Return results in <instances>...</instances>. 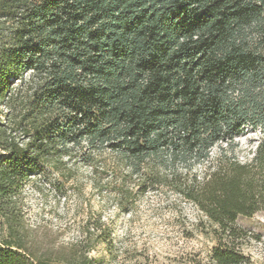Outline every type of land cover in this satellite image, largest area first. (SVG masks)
I'll use <instances>...</instances> for the list:
<instances>
[{"label":"trees","instance_id":"16d2710c","mask_svg":"<svg viewBox=\"0 0 264 264\" xmlns=\"http://www.w3.org/2000/svg\"><path fill=\"white\" fill-rule=\"evenodd\" d=\"M246 126L261 135L249 161L177 179ZM104 152L162 169L214 225L211 263L249 264L235 221L264 210V0H0V264H92V247L37 252L24 193Z\"/></svg>","mask_w":264,"mask_h":264},{"label":"rangeland","instance_id":"374dc122","mask_svg":"<svg viewBox=\"0 0 264 264\" xmlns=\"http://www.w3.org/2000/svg\"><path fill=\"white\" fill-rule=\"evenodd\" d=\"M260 138L258 129L246 126L230 144H215L203 164H176L177 179L202 180L206 167L223 156L249 161ZM78 156L68 160L73 177L48 169L25 189L26 224L39 254L54 256L79 245L92 247V264H213L214 225L165 183L161 168L155 175L130 174L104 152L93 172ZM235 223L247 232L235 242H242L249 264H264V210L240 215ZM86 226L90 233L84 238Z\"/></svg>","mask_w":264,"mask_h":264}]
</instances>
